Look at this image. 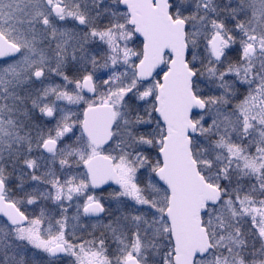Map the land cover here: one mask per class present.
<instances>
[{
	"label": "snow or ice",
	"instance_id": "1",
	"mask_svg": "<svg viewBox=\"0 0 264 264\" xmlns=\"http://www.w3.org/2000/svg\"><path fill=\"white\" fill-rule=\"evenodd\" d=\"M0 264H264V0H0Z\"/></svg>",
	"mask_w": 264,
	"mask_h": 264
}]
</instances>
